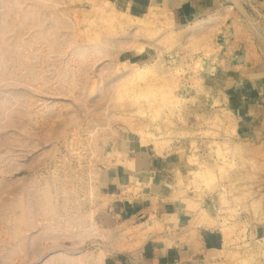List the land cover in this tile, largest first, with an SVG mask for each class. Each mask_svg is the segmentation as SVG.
Instances as JSON below:
<instances>
[{
  "label": "rangeland",
  "instance_id": "rangeland-1",
  "mask_svg": "<svg viewBox=\"0 0 264 264\" xmlns=\"http://www.w3.org/2000/svg\"><path fill=\"white\" fill-rule=\"evenodd\" d=\"M14 1L0 0V207L9 213L5 216L0 211V217L8 220L0 218V264L68 260L80 264L87 254L94 264H109L112 256L137 250L153 233L179 235L191 243L197 226L215 225L224 239L219 253L223 264H264V239L253 234L264 220V136L239 131L241 121L222 87L230 70L241 71L250 62L264 63V0H154L140 10L127 5L132 21L121 12H109L111 0H61L56 6L37 0H20L19 5ZM187 7L192 8L191 16L178 22L175 11ZM102 11L104 16L99 15ZM194 28L206 35L194 41L190 37ZM131 34L138 35L134 46L127 42ZM115 40L116 48L112 46ZM67 69L81 70V75L90 72L93 93L86 96L79 90L81 96L69 95L64 84ZM138 72L143 80L114 92L112 86L121 74ZM41 81L49 83L42 87ZM84 101L90 109L101 107L102 114H87ZM73 109L99 134L103 149L92 162L96 206L91 219L96 230L79 245L76 239L71 245L67 238L78 231V221L77 225L65 223L71 222L75 203H65L57 219L41 217L36 189L50 180L56 156L69 158L63 132L78 128L63 127L55 113ZM56 121L60 127L55 135ZM82 129L73 133V139L89 143ZM147 150L167 158L162 171L167 177L145 175L138 159L146 158ZM130 152L136 154L135 159L121 160L131 159ZM83 160L82 170L75 159L67 160V165L83 176L87 165ZM61 168L65 171V166ZM114 174L128 196L136 202L141 199L146 208L155 206L153 212L137 215L144 210L137 209L135 216L128 215L129 220L116 218L111 209L114 196H106L108 176ZM165 178L166 183L159 185ZM82 201L75 204L79 210L90 209ZM6 204L17 206L11 210ZM17 215L24 225L19 236L10 229L12 223L14 228L20 222L14 219ZM51 224L61 228L53 232ZM48 234L62 238L46 246ZM24 241L25 257L19 253ZM36 245L41 250L36 251Z\"/></svg>",
  "mask_w": 264,
  "mask_h": 264
},
{
  "label": "crops",
  "instance_id": "crops-1",
  "mask_svg": "<svg viewBox=\"0 0 264 264\" xmlns=\"http://www.w3.org/2000/svg\"><path fill=\"white\" fill-rule=\"evenodd\" d=\"M126 1L133 10H140L148 7L151 0ZM191 9L187 7L186 11L176 10V14L173 16L179 17V22L191 16ZM254 64L252 65L250 62L249 67L243 68L241 71L230 70L223 78L224 85L222 87L224 91L230 94L228 98L231 100V104L235 106H233L234 110L241 121L242 126H238L239 131L249 132L251 135L258 132L262 138L264 136V63ZM213 80L219 79L214 77ZM130 153L133 154L131 159L123 157L121 160L127 162L135 159L136 154ZM138 161L145 175L153 173L158 179L167 177L162 174L168 165L167 158L164 156L152 155L150 150H147L146 158H139ZM135 177L132 176V179ZM107 182L109 183L106 187L108 189L106 196H114L111 209L116 218L129 220L131 216L128 215L135 216L133 212L138 211L137 209L145 210L142 213H136L137 215H149L153 212L155 206L153 209L146 208L141 199L136 202L131 194L129 196L126 194L125 187L120 184L118 175L108 176ZM159 182V185L166 183V178L159 180ZM154 188L156 189V187L152 188L153 191ZM157 193H160L159 190ZM256 227L257 229H254L253 234L258 240H263L264 220ZM186 241L175 234L153 233L148 235L137 250L112 256L109 264H223L219 259L221 256L219 253L224 245V239L221 229L217 225L197 226L195 241L191 243Z\"/></svg>",
  "mask_w": 264,
  "mask_h": 264
},
{
  "label": "bare ground",
  "instance_id": "bare-ground-1",
  "mask_svg": "<svg viewBox=\"0 0 264 264\" xmlns=\"http://www.w3.org/2000/svg\"><path fill=\"white\" fill-rule=\"evenodd\" d=\"M37 1H42L43 3H46V5H48V6H50V4H53L52 6H56V5H59L61 2V0H37ZM14 2H16L17 4H18V2H19V4L21 3L20 2V0H15ZM48 3V4H47ZM18 4V5H19ZM108 4V3H107ZM110 5H112V8H111V10L109 11V12H113V14L115 13H118V12H121V13H123V15L124 16H126V18H128V21H132V17H130V16H128L129 15V13L125 10L126 9V6H127V3L125 2V1H123V0H111V2L109 3ZM118 4H119V6H118ZM154 4V0H151L150 1V5H153ZM15 5V4H14ZM96 6V5H95ZM97 7V6H96ZM98 8H99V10H102L103 9V6L102 5H98ZM98 8H93V9H97L98 10ZM104 12H105V10H104ZM61 13V12H60ZM99 13H100V11H99ZM63 14V13H62ZM2 15V14H1ZM99 15H102V16H104L103 15V11L101 12V14H99ZM3 16H5L4 14H3ZM64 16V15H63ZM68 17V16H67ZM6 18V17H5ZM66 18V17H65ZM1 19V18H0ZM3 19V18H2ZM2 21V20H1ZM5 21V20H4ZM63 21V20H62ZM67 21H69V20H67ZM136 21H137V19H136ZM25 22V21H24ZM61 22V21H60ZM69 25V24H68ZM67 25V26H68ZM199 25L200 26H202L200 23H199ZM70 26H73L72 24H70L69 25V27ZM200 26H198V29H199V27ZM29 27H31V26H29ZM28 28V27H27ZM63 28V27H62ZM66 28V27H65ZM73 28V27H72ZM201 28V27H200ZM18 30H19V28H18ZM22 31V30H21ZM4 32V31H3ZM191 35H190V37L192 38V39H194V41H195V39H198V38H200V37H202L203 38V36L204 35H206V33H201V30H197L196 28H194L193 30H191ZM4 34H6V33H4ZM128 35V34H127ZM2 36V35H1ZM61 36V35H60ZM55 37V36H54ZM191 39V40H192ZM37 41V40H36ZM56 41V40H55ZM52 42V41H51ZM127 42L129 43V44H131L132 46H134L135 44H136V42H138V35H137V38H136V35H133V34H131V35H129V36H127ZM35 43V42H34ZM41 43V42H40ZM48 43V42H47ZM115 43H116V40H115V42L113 43V47H115L116 48V45H115ZM118 43V42H117ZM3 44V43H2ZM106 44V43H105ZM47 45V44H46ZM110 46V45H109ZM117 46H118V44H117ZM2 47H3V45H2ZM30 49V48H29ZM2 50H4V49H2ZM98 51V50H97ZM105 51H108V50H105ZM2 52V51H1ZM26 52V51H25ZM101 52H103V51H101ZM109 52V51H108ZM2 54V53H1ZM73 54V53H72ZM75 55V54H74ZM27 56V55H26ZM1 58V57H0ZM88 58V57H87ZM93 58V57H92ZM8 60H9V58H8ZM94 60V59H93ZM1 61V60H0ZM2 62H3V60H2ZM1 62V63H2ZM79 62V61H78ZM71 63V62H70ZM82 64V63H81ZM92 64V63H91ZM41 65V64H40ZM68 65V64H67ZM11 66V65H10ZM70 67V66H69ZM72 67H74V66H72ZM12 68V67H11ZM26 68V67H25ZM63 68V67H62ZM1 69V68H0ZM46 69V68H45ZM68 71H67V74H66V76H65V82H64V84H65V91L70 95V94H72V95H76L77 94V92H79V90L80 91H83V95H84V93L86 94V96H89V95H91V93H93V89L94 88H92L91 87V85H90V83H89V80L91 79V73L90 72H88V71H84L83 72V74L81 75V74H79V73H81V70L79 71V70H73V69H67ZM22 71V70H21ZM103 74V73H102ZM56 75H57V73H56ZM36 76V75H35ZM34 76V77H35ZM121 77H120V79H118L117 81H116V83H115V85L114 86H112V88H113V90H114V92H115V90H117L116 91V93L118 92V88L119 87H123V85H130V84H133L134 82H140L141 80H143V78L142 77H140L141 76V72H138V73H134L133 75H123V74H121L120 75ZM102 77L103 78H105L106 77V75H105V73L102 75ZM41 78V77H40ZM81 78H82V80H81ZM119 78V77H118ZM1 79V78H0ZM12 79H14V78H12ZM7 80V79H6ZM35 80V79H34ZM45 80H46V78H45ZM21 81H22V79H21ZM38 81V80H37ZM42 83H41V85H42V87H43V85H48V81H41ZM151 82V81H150ZM2 83H4V82H2ZM23 83L25 84L26 82H25V80L23 81ZM28 84H29V82H27ZM60 83V82H59ZM17 84H19V83H17ZM63 84V83H62ZM151 85H152V83H151ZM41 87V88H42ZM147 87V86H146ZM149 87V86H148ZM52 88V87H51ZM138 88H141V86L140 87H138ZM38 90V89H37ZM41 90V89H40ZM92 90V91H91ZM95 90V89H94ZM49 91V90H48ZM130 91H132V90H130ZM140 91V90H139ZM67 94V95H68ZM81 94H82V92H81ZM81 94L79 93V94H77V96L79 97V96H81ZM77 96H76V99H77ZM151 95H149V97H150ZM149 97H147V98H149ZM153 99V98H152ZM152 99H150L151 101H152ZM86 100V99H85ZM149 100V101H150ZM84 102H86V101H84ZM84 102H83V104H84ZM150 103V102H149ZM152 103V102H151ZM32 104V103H31ZM31 104H30V106H28V107H32L31 106ZM29 105V104H28ZM89 105V103H88V101L85 103V106L87 107V108H85V112L87 113V114H91L92 113V115L94 114L95 115V113L98 111V113L100 114V111H101V107L100 108H95V109H93V108H89L90 106H88ZM3 106V105H2ZM21 106V105H20ZM82 106V105H81ZM84 106V105H83ZM22 107L24 108V106L22 105ZM27 107V108H28ZM68 108H69V106H67ZM26 109V108H25ZM5 110V109H4ZM29 110V109H28ZM28 110H26L27 112H25V110H24V112L23 113H26L25 114V116L30 112H28ZM82 110V109H81ZM3 111V110H2ZM2 111H1V115H4V114H2ZM56 112V111H55ZM82 112V111H81ZM32 113V112H31ZM8 114V113H7ZM35 114V113H34ZM82 114H84V112L82 113ZM97 114V113H96ZM102 114V113H101ZM100 114V115H101ZM23 115V114H22ZM55 117L57 118V116H58V118H60V123L61 124H63V127L65 126H71L72 128L74 127V129H76L77 130V128H78V130H79V128H83L82 130H81V132L83 133V137L84 136H86V138L88 139V141H89V143H84V142H82V141H79V140H74L73 138H74V132H78V130L77 131H75V130H71V129H69V131H65L64 130V132L62 131L63 130V127H62V130L61 129H59V130H61V132H63V134L65 135L64 136V141H65V143H66V150H67V153L69 154V158H65L64 157V155H60L59 157L58 156H56L55 157V159L56 160H54L55 161V166H53V168H52V170H51V172H50V170H49V172H50V176H51V178H50V180H46L47 179V177H46V182L45 183H43V184H41V187L39 188V187H36V189H38V191L40 192V196H39V207H38V210H39V215L41 216V217H45V216H47V218L49 217V219L51 218V219H54V218H56L57 219V216L56 215H60L61 214V210H63V208H65L66 206H65V203H67L68 202V204H69V206H72V204L73 203H75L76 204V202H79L80 201V198H81V200H83L82 202L83 203H85V204H88L90 207V209H88V210H86V211H84V212H82V211H80L79 210V207L78 206H76L75 204H73V209L75 208V213H74V215H71L72 216V220H71V222H67V220H65V223H72V221H73V224L72 225H77L78 224V231H76L75 233H73L72 235L70 234L69 236H67V238L69 239L68 240V242L71 244V245H73V243H74V241H75V239L76 240H78L77 242H76V244H81V243H83L84 241H85V239L87 238V237H91V235L94 233L95 234V228H94V223H93V221H92V219H91V217H92V215H93V213L95 212V210H94V206H96V201L94 200L95 198H96V196H95V192H94V189H93V186H92V184H91V178H92V175H93V173H94V168H93V165H92V162L94 161V160H97V155H100V151L101 150H103V149H101L102 148V146H101V144H100V142H99V138H101V137H99L97 134L95 135L92 131V129H90V127H89V124H88V121H87V123H86V121L85 120H83V118H81L80 116L78 117V115H76V113H75V110L73 109V111H71V113H65V112H63L62 110H59V111H57V113H55ZM29 116L31 117V115H30V113H29ZM37 116V115H36ZM5 117V116H4ZM23 117V116H22ZM26 117H28V116H26ZM10 118V117H9ZM85 118H86V114H85ZM88 118H90V117H88ZM6 119V118H5ZM32 119V118H31ZM30 119V120H31ZM36 119V118H35ZM34 119V120H35ZM56 120V119H55ZM86 120H87V118H86ZM90 120V123L92 122L91 121V118L89 119ZM58 121V120H57ZM57 121L56 122H54V126H55V129L54 130H56V128H57V126H56V123H57ZM1 122H2V120H1ZM5 122V121H4ZM3 122V123H4ZM26 122V121H25ZM86 123L84 126L82 125L83 123ZM7 123H9V122H7ZM41 123V122H40ZM46 123V122H45ZM48 123V122H47ZM59 123V122H58ZM92 123H94V122H92ZM10 124V123H9ZM20 125H23L22 127L24 128V124H20ZM11 126H13V125H11ZM27 126V125H26ZM43 126V125H42ZM54 126L52 125V128H54ZM82 126V127H81ZM18 127H20V126H18ZM44 127H45V125H44ZM58 127H60V126H58ZM1 128V127H0ZM6 128V127H5ZM16 128V127H15ZM51 128V129H52ZM65 129V128H64ZM20 130V129H19ZM26 130H27V128H26ZM50 130V129H49ZM53 130V129H52ZM24 131V130H23ZM56 131H58V130H56ZM60 132V133H61ZM26 133V132H25ZM57 133H59V131L58 132H56L55 133V135L57 134ZM50 134H54V132L52 131V132H50ZM69 135V136H68ZM106 134H104V136H105ZM82 135L80 134V137H81ZM107 136V135H106ZM105 136V137H106ZM53 137H54V135H53ZM70 137V138H69ZM104 137V138H105ZM108 137V136H107ZM106 137V139H107V141H108V138ZM104 138H103V141H104ZM6 140V139H5ZM102 139H100V141H101ZM102 141V142H103ZM106 140H105V143L107 142ZM141 141V140H140ZM139 141V142H140ZM24 142L25 141H23V146H24ZM145 142V141H144ZM113 143V142H112ZM142 146H144V145H142ZM105 149V148H104ZM107 152H108V150H107ZM106 152V153H107ZM57 153H58V151H57ZM51 154V153H50ZM53 155H54V153H52ZM94 155H96V157L94 156ZM102 155H104V154H102ZM101 155V156H102ZM50 157V159H51V156H49ZM100 157V156H99ZM98 157V158H99ZM72 159L74 160H76V162H77V165L79 166V167H81V170H82V163H81V161L83 160V159H85V160H87V165H85V167H86V171H85V173H83L82 175L83 176H79V174L77 173V175H76V173H75V170H76V167H75V170H74V168L72 169L69 165H67V164H70L69 163V161L67 162V160H70L71 162H72ZM48 164V163H47ZM83 164H84V160H83ZM86 164V163H85ZM65 166V171H63L62 172V169L63 168H61V166ZM60 166V167H59ZM70 167L71 169H69V168H67V167ZM72 166V165H71ZM75 166V165H74ZM84 167V168H85ZM68 170V171H67ZM71 170H74V172L71 174ZM81 170H79V171H81ZM84 172V171H83ZM81 174V173H80ZM44 180V179H43ZM39 181H40V179H39ZM35 182H37V181H35ZM41 182V181H40ZM3 183V182H2ZM33 183V182H32ZM36 184V183H35ZM37 186H39V184L37 185ZM31 189V188H30ZM25 190V189H24ZM38 193V192H37ZM25 194V196H26V192L24 193ZM39 195V194H38ZM29 199V197L27 196V201H29L28 200ZM1 200H2V198H1ZM4 201V200H3ZM2 202V201H1ZM26 202V201H25ZM4 203V202H3ZM5 203H6V201H5ZM12 203V202H11ZM10 203V204H11ZM2 204V203H1ZM8 204V203H7ZM6 204V207H8V208H12L15 204H13V205H11L12 207H9L8 205ZM31 204L33 205V203L31 202ZM38 204V203H37ZM5 205V204H4ZM18 205H20V204H18ZM78 205H80V202H79V204ZM3 206V205H2ZM1 206V207H2ZM15 206H17V204L15 205ZM38 206V205H37ZM76 206V207H75ZM0 207V211L2 210V208ZM18 207H16V209H17ZM21 208V207H20ZM66 209V208H65ZM5 209L3 208V210L0 212L1 214H3V213H5V216L7 215V211L6 212H3ZM12 210V209H11ZM13 211H15V209L13 210ZM22 212H20V213H23V210H21ZM37 213V214H38ZM71 213H72V211H71ZM11 214V213H10ZM8 215H9V213H8ZM7 215V216H8ZM14 215V214H13ZM3 215H1V219L4 217L5 218V216H3ZM32 216V215H31ZM64 216H66V215H64ZM14 217H15V215H14ZM33 217V216H32ZM70 217V216H69ZM19 219V217H18V215H17V217L16 218H14V219ZM60 218V217H59ZM64 218V217H63ZM67 218V217H66ZM65 218V219H66ZM44 219V218H43ZM3 220V219H2ZM2 220H0V223L2 222ZM5 220L6 221H8L6 218L3 220L4 222H5ZM20 220V222H15V226H14V228H12V226H13V223H12V226H11V230H12V233H14L15 235H20L23 231H22V229H21V226L23 225L22 223H21V219H19ZM48 220V219H47ZM63 221V220H62ZM78 221V222H77ZM59 222V221H58ZM77 222V224H75ZM5 224V223H4ZM54 224V223H53ZM60 224H62V222L60 221ZM94 224V225H93ZM52 225V224H51ZM71 225V226H72ZM2 226V225H1ZM24 226V225H23ZM63 227H66V226H64V221H63V225H62ZM5 227V226H4ZM59 227L60 226H53L52 225V227H51V229H52V231L53 232H55V231H57L56 229H58L59 230ZM23 228V227H22ZM61 228V227H60ZM67 228V227H66ZM70 229L71 228H73V227H69ZM47 229V228H46ZM45 229V230H46ZM10 230V231H11ZM48 230V229H47ZM66 230H69V229H66ZM77 230V229H76ZM50 231V230H49ZM64 230H60V232H63ZM1 232H2V230H1ZM4 232V231H3ZM58 232V231H57ZM59 232V233H60ZM5 233V232H4ZM71 233V232H70ZM1 234V233H0ZM3 234V233H2ZM14 234H13V237H15L14 236ZM93 234V235H94ZM18 235V236H19ZM53 235H54V233H53ZM10 236H11V234H10ZM60 235H58V237H59ZM1 237V236H0ZM50 239V243H45V241H48L49 239ZM47 237H44L43 239H45V241H44V243H45V245L47 246H49V244H51V245H55V244H57L58 243V240L57 239H59V238H62V236L61 237H59V238H56L57 236L55 235L54 236V239L52 238V237H50V235L48 234V236ZM1 238H3V235H2V237ZM5 238V237H4ZM64 238V237H63ZM6 239V238H5ZM16 239V238H15ZM1 240V239H0ZM3 240V239H2ZM7 240V239H6ZM66 240V239H65ZM4 241V240H3ZM8 241V240H7ZM6 241V242H7ZM3 243V242H2ZM6 244V243H5ZM36 244V243H35ZM44 245V246H45ZM34 246V245H33ZM40 246H41V244H40ZM19 247V246H18ZM37 247H38V245H36V249H37ZM43 247V245L41 246V249H43L44 250V248H42ZM52 247V246H51ZM20 248H21V252H19V253H22L23 254V256L25 257V255H26V252H27V244L25 243V241L23 242V250H22V247L20 246ZM39 249H35L36 251H38V250H41L40 249V247H38ZM47 249V248H46ZM18 250H19V248H18ZM18 250H16V251H18ZM34 250V251H35ZM20 251V250H19ZM84 254H87V253H84ZM102 255V254H101ZM99 256V255H98ZM102 257V256H101ZM99 260H100V256L99 257H97ZM58 260V259H57ZM56 260V261H57ZM94 260H96L95 258H94ZM24 261H25V258H24ZM62 261V260H61ZM67 261V260H66ZM92 258H91V256H89L88 254L87 255H84V258L82 259V261H81V263L80 264H94V263H92ZM19 262V261H18ZM52 262V261H51ZM94 262V261H93ZM96 262H98V261H96ZM101 263L103 262V258H102V261H100ZM50 264V263H49ZM53 264H73V263H71L69 260L67 261V262H65V263H63V261H62V263H59V262H54L53 261ZM96 264H98V263H96ZM103 264V263H102Z\"/></svg>",
  "mask_w": 264,
  "mask_h": 264
}]
</instances>
